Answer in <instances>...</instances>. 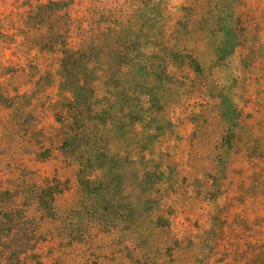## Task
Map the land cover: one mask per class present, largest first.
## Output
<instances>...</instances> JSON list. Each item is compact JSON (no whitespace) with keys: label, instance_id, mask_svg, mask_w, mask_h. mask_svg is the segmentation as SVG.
<instances>
[{"label":"rangeland","instance_id":"obj_1","mask_svg":"<svg viewBox=\"0 0 264 264\" xmlns=\"http://www.w3.org/2000/svg\"><path fill=\"white\" fill-rule=\"evenodd\" d=\"M0 264H264V0H0Z\"/></svg>","mask_w":264,"mask_h":264}]
</instances>
